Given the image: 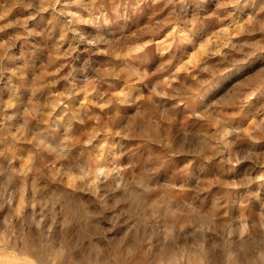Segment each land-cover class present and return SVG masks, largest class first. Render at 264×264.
Segmentation results:
<instances>
[{
    "label": "rangeland",
    "instance_id": "374dc122",
    "mask_svg": "<svg viewBox=\"0 0 264 264\" xmlns=\"http://www.w3.org/2000/svg\"><path fill=\"white\" fill-rule=\"evenodd\" d=\"M95 259L264 264V0H0V264Z\"/></svg>",
    "mask_w": 264,
    "mask_h": 264
},
{
    "label": "clouds",
    "instance_id": "9594fccd",
    "mask_svg": "<svg viewBox=\"0 0 264 264\" xmlns=\"http://www.w3.org/2000/svg\"><path fill=\"white\" fill-rule=\"evenodd\" d=\"M91 2L94 4V3H96V0H91ZM89 43H96V41H89ZM139 50H140L139 48L133 49V51H135V52H138ZM89 143H90V141H89ZM118 171H119V169H115V168L113 169L114 174L118 173ZM80 172L83 174L84 178H88L94 174L92 169H89L87 172H85V170L83 168H81ZM100 175L105 176V175H109V173L105 170H101ZM76 178L79 179L81 177L77 176ZM138 186H142V184H138ZM69 223H70V221L66 220L65 227H68ZM139 224L141 227H143L146 224V221H140ZM91 264H107V261H100L99 259H95L91 262Z\"/></svg>",
    "mask_w": 264,
    "mask_h": 264
}]
</instances>
